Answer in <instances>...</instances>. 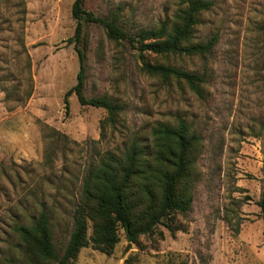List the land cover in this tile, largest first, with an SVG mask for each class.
Wrapping results in <instances>:
<instances>
[{"label": "rangeland", "instance_id": "rangeland-1", "mask_svg": "<svg viewBox=\"0 0 264 264\" xmlns=\"http://www.w3.org/2000/svg\"><path fill=\"white\" fill-rule=\"evenodd\" d=\"M73 1L0 0V264H28L14 226L30 223L41 209L60 256L89 167L107 152L122 155L134 138L150 146L152 127L179 120L199 136L190 209L131 241L120 228L111 254L83 247L73 264H264L255 204L264 189V0H208L192 38L217 35L207 54L144 53L151 63L202 76L201 96L183 79L146 73L127 42L84 25L78 44L84 95L122 106L106 124L105 109L80 105L74 94L67 110L63 104L80 67L68 40ZM183 6V0H84L86 10L130 34L158 27Z\"/></svg>", "mask_w": 264, "mask_h": 264}, {"label": "trees", "instance_id": "trees-1", "mask_svg": "<svg viewBox=\"0 0 264 264\" xmlns=\"http://www.w3.org/2000/svg\"><path fill=\"white\" fill-rule=\"evenodd\" d=\"M183 4L172 19H165L158 27L130 34L114 19L86 10L84 0H74L71 15L75 31L68 40L77 48L80 67L75 84L64 93L65 109H68L69 95L74 94L80 105L105 109L107 116L102 124L114 123L116 114L122 110L119 103L104 97L84 95L85 53L78 44L82 42L84 25L90 23L100 25L109 39L125 41L137 50L141 69L146 73L164 80L183 79L201 96L202 76L144 58L146 52L161 56L204 55L213 48L218 38L216 34L205 42L192 41L198 16L211 7V1L183 0ZM150 137V146L134 138L122 155L107 152L85 172L79 203L72 215V229L60 256L55 251L50 218L44 209L30 223L14 226L28 264H73L80 249L88 246L109 255L119 241L120 228L136 239L150 234L158 224L165 223L169 227L166 221L172 214H184L190 209L192 170L199 136L185 121L179 120L175 125L158 122L152 127ZM255 204L260 209L264 235V189ZM88 222L91 223L90 235H87Z\"/></svg>", "mask_w": 264, "mask_h": 264}, {"label": "water", "instance_id": "water-1", "mask_svg": "<svg viewBox=\"0 0 264 264\" xmlns=\"http://www.w3.org/2000/svg\"><path fill=\"white\" fill-rule=\"evenodd\" d=\"M132 235L128 234V241H131Z\"/></svg>", "mask_w": 264, "mask_h": 264}]
</instances>
